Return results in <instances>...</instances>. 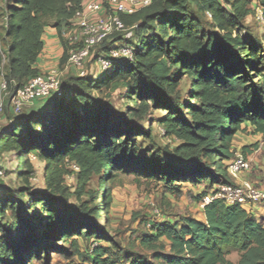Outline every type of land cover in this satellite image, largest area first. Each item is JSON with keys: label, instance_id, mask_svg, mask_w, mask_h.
I'll list each match as a JSON object with an SVG mask.
<instances>
[{"label": "trees", "instance_id": "obj_1", "mask_svg": "<svg viewBox=\"0 0 264 264\" xmlns=\"http://www.w3.org/2000/svg\"><path fill=\"white\" fill-rule=\"evenodd\" d=\"M256 6L264 22V0H152L120 16L132 27L130 38L113 33L98 48L125 42L133 47L132 60H115L94 76L72 74L64 82L61 76L60 96L40 100L0 127V153L22 157L15 172L21 184L0 187V264H36L51 252L80 264H264L263 220L221 200L204 205L203 218L151 221L137 245H120L98 222L101 215L106 222L117 172L161 182L170 193L182 183L203 185L202 197L233 183L227 164L237 133L251 129L264 141V49L240 32ZM79 9L81 0H0V65L10 93L42 74L36 64L46 17L53 18L63 48L58 68L66 61V35ZM206 12L213 30L198 18ZM102 87L124 90L131 123L92 94ZM148 106L165 111L157 122L175 143L166 159L146 157L132 142L134 135L150 136L142 125ZM256 146L240 148L247 157ZM30 154L42 163L44 190L32 187ZM71 174L73 190L65 183ZM93 177L98 205L93 193L83 199ZM78 237L98 243L82 248Z\"/></svg>", "mask_w": 264, "mask_h": 264}, {"label": "rangeland", "instance_id": "obj_2", "mask_svg": "<svg viewBox=\"0 0 264 264\" xmlns=\"http://www.w3.org/2000/svg\"><path fill=\"white\" fill-rule=\"evenodd\" d=\"M254 5V2H252ZM255 10L251 15H248L242 23L240 32L247 37L258 43L264 49V22L258 19L255 15ZM198 18L202 20L204 26L208 30H213L210 18L205 15H199ZM48 25H52L53 18L46 17L43 19ZM99 49L94 48L90 53L88 59L84 63V70L88 74L94 76L100 73L98 65L93 56ZM66 61L59 64V68L63 71L62 80L63 82L69 75L77 74V71L71 68H65ZM186 89V84L181 83L179 86L180 92L184 93ZM92 94L99 98L103 103L108 104L115 112L123 116L124 121L131 123L133 118L126 114L128 103L124 97V90H116L114 92H108L103 87L99 90H93ZM9 97L5 99V106L3 112L0 113V127L7 125L10 119L16 115L26 113L27 109L19 114H13L10 109H8ZM7 108V109H6ZM31 110V109H30ZM147 118L142 122L145 132H149L150 136L146 135H134L132 136V142L138 147L140 154L146 157H151L158 155L167 158L166 153L175 143L167 138L162 133V129L157 122V119L162 116L165 111L162 109H154L150 106L146 108ZM127 125V124H125ZM132 130H126L124 134L130 133ZM244 137H247L249 141H252L251 145H257L255 148L251 149L254 159L251 160V170L250 174L246 177L260 185L264 186V141H262L261 136L252 131L243 133ZM256 137H253L255 136ZM239 148V147H238ZM250 154L247 155L248 159ZM31 155V154H30ZM29 155V156H30ZM18 157L15 153L4 152L0 153V187L4 188H16L22 182V180L15 175L16 169L18 168ZM250 160V159H249ZM256 161V163H253ZM34 165V175L35 179L32 180L31 184L35 190H44L43 183V167L42 163L37 159L31 160ZM176 163V162H174ZM259 166V167H258ZM70 169L76 172L74 166H70ZM243 177V175H242ZM245 178V177H243ZM97 177H93L89 185V193L83 196V199L88 200L93 193V198L98 205L99 199L97 197L98 185ZM65 183L70 187L71 190L75 186L74 174L65 177ZM185 183L181 184V188ZM189 184V183H188ZM259 186V185H258ZM187 187V188H186ZM189 187V188H188ZM261 187V186H260ZM178 188L174 193H170L162 185L161 182L155 180H148L143 177L136 176V174H130L125 172H117L111 181V202L107 214V219L101 215L98 218L100 224H105V231L107 235L111 236L113 240L117 241L120 245H126L127 243H135L137 245L138 237L141 233L147 231L148 223L151 221L159 220L163 221L168 215L174 217V219L179 220L183 215H193L196 217H201L200 212L203 209L200 205L201 197L200 193L203 190V185L194 186L189 184V186H184V188ZM91 194V195H90ZM26 203H27V199ZM71 205L76 202L74 199L69 200ZM264 207L261 205L260 208ZM259 208V210H260ZM36 207V211H38ZM259 211L257 218L262 219L264 222V217H259ZM81 247H86V245H96L98 242L90 243L89 241L84 242L82 238H77ZM50 259L48 261H38L36 264H80L81 260L77 257L67 258L64 255H60L57 252L50 253ZM228 258L232 261H236L238 258L237 252H231Z\"/></svg>", "mask_w": 264, "mask_h": 264}, {"label": "built area", "instance_id": "obj_3", "mask_svg": "<svg viewBox=\"0 0 264 264\" xmlns=\"http://www.w3.org/2000/svg\"><path fill=\"white\" fill-rule=\"evenodd\" d=\"M152 0H98L86 6L81 5L72 20V29L67 34L68 49L65 68L77 71V75L88 74L84 63L94 48H99L113 33H119L124 38L132 36V27H127L121 15H130L139 9L150 5ZM255 15L262 20L259 6L255 7ZM207 16L210 14L206 12ZM97 62L99 71L108 69L115 60H132L133 47L125 42H115L103 52L91 55ZM63 71L53 68L45 73L31 77L23 86L12 93L8 89V81L4 77L0 65V113L3 112L5 99L9 97L8 106L13 114H19L36 100H44L61 92L60 79ZM30 161L37 159L29 156ZM251 170V161L244 156L241 148L235 147L232 159L227 164V172L233 183L221 184L201 197L200 205L213 200H221L228 205L236 204L247 213L257 218L261 205H264V188L242 175ZM0 171V175H1ZM35 179L32 177V180Z\"/></svg>", "mask_w": 264, "mask_h": 264}, {"label": "crops", "instance_id": "obj_4", "mask_svg": "<svg viewBox=\"0 0 264 264\" xmlns=\"http://www.w3.org/2000/svg\"><path fill=\"white\" fill-rule=\"evenodd\" d=\"M96 1H98V0H81V5L84 7L90 2H96ZM41 38L43 41L42 55H41L39 62L36 64V67L40 70V72L45 73V72H47L53 68L58 67V61L62 55L63 48H62V44L60 42V39L57 35L56 29L54 27H52L51 25H48L44 28ZM39 105H40V101L36 100L33 102L32 105L29 106V108L27 110L35 109ZM249 131H251V129H249L248 132ZM256 134L253 137H256ZM256 139H257V137H256ZM251 142L252 141H249L247 137H244V134L241 132L237 133L233 138V146L234 147L249 146L252 144ZM252 155H253V153L250 154V156H249L250 161L254 159V157ZM253 163H256V161H253ZM249 174H250V172L245 173L243 175V177L246 178ZM258 185L261 186L262 188H264L263 185H260L259 183H258ZM184 186H189V184L185 183L182 188H184ZM259 214H260L259 217H261V216L264 217V207L260 208ZM200 215H201V217H198V218L204 217L203 209L201 210Z\"/></svg>", "mask_w": 264, "mask_h": 264}, {"label": "water", "instance_id": "obj_5", "mask_svg": "<svg viewBox=\"0 0 264 264\" xmlns=\"http://www.w3.org/2000/svg\"><path fill=\"white\" fill-rule=\"evenodd\" d=\"M62 94V91L59 94H56L57 96H60Z\"/></svg>", "mask_w": 264, "mask_h": 264}]
</instances>
